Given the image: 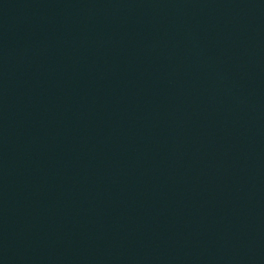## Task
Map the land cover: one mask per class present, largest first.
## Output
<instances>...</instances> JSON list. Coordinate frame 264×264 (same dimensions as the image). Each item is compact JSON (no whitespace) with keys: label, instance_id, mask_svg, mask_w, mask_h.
<instances>
[{"label":"water","instance_id":"obj_1","mask_svg":"<svg viewBox=\"0 0 264 264\" xmlns=\"http://www.w3.org/2000/svg\"><path fill=\"white\" fill-rule=\"evenodd\" d=\"M0 264H264V0H0Z\"/></svg>","mask_w":264,"mask_h":264}]
</instances>
